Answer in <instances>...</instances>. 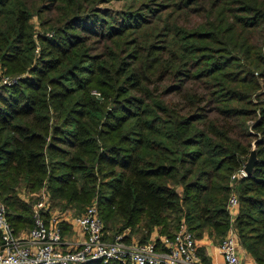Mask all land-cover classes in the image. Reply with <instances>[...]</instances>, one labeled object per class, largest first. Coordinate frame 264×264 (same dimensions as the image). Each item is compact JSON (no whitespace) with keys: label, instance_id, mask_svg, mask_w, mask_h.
I'll use <instances>...</instances> for the list:
<instances>
[{"label":"trees","instance_id":"trees-1","mask_svg":"<svg viewBox=\"0 0 264 264\" xmlns=\"http://www.w3.org/2000/svg\"><path fill=\"white\" fill-rule=\"evenodd\" d=\"M44 186L62 211L95 198L109 237L159 244L184 222L205 263L235 193L239 242L264 264V0H0V201L17 231Z\"/></svg>","mask_w":264,"mask_h":264},{"label":"built area","instance_id":"built-area-1","mask_svg":"<svg viewBox=\"0 0 264 264\" xmlns=\"http://www.w3.org/2000/svg\"><path fill=\"white\" fill-rule=\"evenodd\" d=\"M1 83L9 84V77H3ZM243 176L244 166L231 178ZM49 197L47 188L42 187L32 205L33 225L20 231L8 220L6 207L0 201V264H81L90 260L104 263L115 260L122 264H207L184 222L174 230L173 236H160L159 244L155 237L145 242L136 238L125 240L128 230L109 237L95 200L81 213L70 214L54 208ZM237 206L238 197L232 193L227 201L232 221ZM63 223L76 227L82 238L68 243ZM217 247L223 264H258L249 254L238 250L234 227L228 229Z\"/></svg>","mask_w":264,"mask_h":264},{"label":"rangeland","instance_id":"rangeland-1","mask_svg":"<svg viewBox=\"0 0 264 264\" xmlns=\"http://www.w3.org/2000/svg\"><path fill=\"white\" fill-rule=\"evenodd\" d=\"M99 7H100V9H104V10H110V11H119V10H121V9H123L125 6H124V2H122V1H112V2H109V3H104V4H101V5H99ZM32 22L36 25V27L38 28V26H37V24H38V20H37V18L36 17H33L32 18ZM93 93H96L95 91H93ZM49 193V192H48ZM31 197H33V198H35V193H31V192H26V195H25V199L28 201V200H30V198ZM94 199L95 198H92L91 200H90V202H88L86 205H85V208L88 206V205H90V204H92L93 203V201H94ZM84 208V209H85ZM83 209V210H84ZM82 210V211H83ZM64 211H66V212H68V213H70V214H75V212H77V210L76 209H74L73 207H70L69 209H67V210H64ZM81 211V212H82ZM237 211H238V206H237V208H236V214H237ZM234 221V220H233ZM231 222L230 223V225H229V228L230 227H234V229H235V231H236V238H237V243H238V250L241 252V253H243L244 255L247 253L246 252V250L241 246V244H240V242H239V237H238V230H237V228L235 227V224H234V222ZM228 228V229H229ZM124 232H126V230L124 231ZM67 233H70V232H67ZM123 233V232H122ZM69 235V234H68ZM67 237V236H66ZM136 236H134V238H135ZM68 239V238H67ZM222 239V238H221ZM221 239H219V240H217V242H215V243H212V245H218V243H219V241L221 240ZM245 257V256H244ZM204 262V261H203ZM205 263V262H204ZM207 264H209V263H207Z\"/></svg>","mask_w":264,"mask_h":264},{"label":"crops","instance_id":"crops-1","mask_svg":"<svg viewBox=\"0 0 264 264\" xmlns=\"http://www.w3.org/2000/svg\"><path fill=\"white\" fill-rule=\"evenodd\" d=\"M67 232H70V233H67ZM64 236L65 237L67 236L66 240L68 243H71L75 240H80L82 238V235L78 231V229L76 227L71 226V225H68V227L65 229ZM154 237H156V234L152 235V238H154ZM210 256H211V261L209 264H223V257L221 256L217 245H211ZM248 256L251 257L250 255H248ZM248 256H246V257H248Z\"/></svg>","mask_w":264,"mask_h":264},{"label":"water","instance_id":"water-1","mask_svg":"<svg viewBox=\"0 0 264 264\" xmlns=\"http://www.w3.org/2000/svg\"><path fill=\"white\" fill-rule=\"evenodd\" d=\"M256 159V151L253 148L250 154L248 155L247 161L244 164L245 175H248L252 172Z\"/></svg>","mask_w":264,"mask_h":264}]
</instances>
